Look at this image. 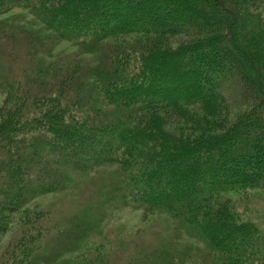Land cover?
Returning <instances> with one entry per match:
<instances>
[{
    "label": "trees",
    "instance_id": "1",
    "mask_svg": "<svg viewBox=\"0 0 264 264\" xmlns=\"http://www.w3.org/2000/svg\"><path fill=\"white\" fill-rule=\"evenodd\" d=\"M17 8L43 25L32 49L92 59L14 72L15 45L0 53V236L22 226L0 264H43L51 211L31 204L108 165L121 175L104 204L205 245L180 264H264V226L227 195L264 189V0H0V16Z\"/></svg>",
    "mask_w": 264,
    "mask_h": 264
},
{
    "label": "rangeland",
    "instance_id": "2",
    "mask_svg": "<svg viewBox=\"0 0 264 264\" xmlns=\"http://www.w3.org/2000/svg\"><path fill=\"white\" fill-rule=\"evenodd\" d=\"M260 14L264 17V10ZM0 25L3 36L0 53L9 54L10 45H15L10 59L16 65L14 72L32 61L54 62L61 56L68 61L78 59L86 63L92 59L80 54L68 42H61L50 50L36 45L32 49L31 34L43 31V25L27 9L17 8L0 16ZM3 97L0 92V103ZM120 175L117 165L76 172L64 190L41 195L33 201V208L51 211V219L46 224L51 237L46 241L43 264L119 263L139 252H152L163 264H180L189 253L207 251L200 240L180 230L164 215L145 214L112 200L104 204L109 192L116 189ZM227 195L240 203L245 217L264 226V189ZM20 220L17 214L8 231L0 236V258L5 259L8 245L21 238Z\"/></svg>",
    "mask_w": 264,
    "mask_h": 264
}]
</instances>
